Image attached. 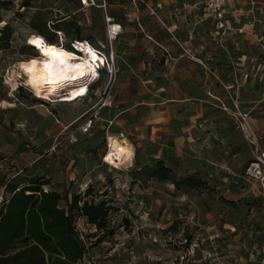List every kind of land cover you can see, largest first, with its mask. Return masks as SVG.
<instances>
[{
  "label": "rangeland",
  "instance_id": "rangeland-1",
  "mask_svg": "<svg viewBox=\"0 0 264 264\" xmlns=\"http://www.w3.org/2000/svg\"><path fill=\"white\" fill-rule=\"evenodd\" d=\"M105 3L106 11L79 0H0V30L11 29L0 48V195L46 183L41 188L58 193L61 206L103 201L102 229L73 211L85 249L77 264H264V173L250 175L254 165L264 169V24L256 37L201 24L195 75L177 79L173 52L157 44L160 24L149 14L156 4ZM105 13L122 28L114 40ZM145 19L153 32L143 29ZM33 35L58 47L87 39L113 54V105L97 109L104 74L71 103L34 95L15 77L20 62L40 59L26 44ZM92 109L97 120L81 134ZM119 135L126 145L110 149L121 160L132 144L128 169L101 161L106 137ZM158 165L169 172L157 176Z\"/></svg>",
  "mask_w": 264,
  "mask_h": 264
},
{
  "label": "trees",
  "instance_id": "trees-1",
  "mask_svg": "<svg viewBox=\"0 0 264 264\" xmlns=\"http://www.w3.org/2000/svg\"><path fill=\"white\" fill-rule=\"evenodd\" d=\"M10 36L11 29L5 24L0 30L1 49L6 48ZM41 37L47 44H53ZM62 47L71 51L70 45ZM162 172H169V169L158 165L155 174L158 176ZM45 184L22 189L11 187L8 197L3 198L0 205V264L80 262L85 249L73 231V211L96 228H104L107 208L103 201L78 206L77 198H73L61 206V196L54 191H44L41 187ZM22 240L25 241L17 244Z\"/></svg>",
  "mask_w": 264,
  "mask_h": 264
},
{
  "label": "crops",
  "instance_id": "crops-1",
  "mask_svg": "<svg viewBox=\"0 0 264 264\" xmlns=\"http://www.w3.org/2000/svg\"><path fill=\"white\" fill-rule=\"evenodd\" d=\"M147 1L151 4L155 3L156 5H160L159 8L154 9L155 16L150 17L156 19L160 24L155 26L157 44L160 45L162 49L170 48L173 52L174 56L171 63L175 66L174 73L177 75L176 78L191 79L193 75H195L197 27L199 29L202 24L204 29L205 27L210 28L212 26L216 31L221 30L217 29L215 22L211 18L206 17L202 7H199L200 0H178V4L176 5L172 3V0ZM253 1L258 6H264V0ZM99 3L100 2L98 1L97 4ZM96 8L101 9L99 7ZM227 10L228 14L226 16V28L224 31L227 36L238 34L244 35V37L247 35L256 37L255 33L256 30H258V27H260L259 24H264V9L261 8L258 12L253 14L254 23L252 27L249 26V22L252 21V17L249 16V13L247 12V4H229ZM108 15L111 16L110 14ZM114 22L115 25L120 27V30L122 31L121 26L116 23L115 18ZM142 25L143 29L153 32V27L149 24L148 19H145ZM166 34H169L170 37H168ZM205 48L206 47L204 44L203 50L206 55ZM205 55L203 56L204 63L210 59L208 54L206 56ZM201 57L202 56H200L199 59ZM165 62L168 63V60ZM129 145L133 150L132 144Z\"/></svg>",
  "mask_w": 264,
  "mask_h": 264
},
{
  "label": "built area",
  "instance_id": "built-area-1",
  "mask_svg": "<svg viewBox=\"0 0 264 264\" xmlns=\"http://www.w3.org/2000/svg\"><path fill=\"white\" fill-rule=\"evenodd\" d=\"M79 2L82 7H99L103 10H105L106 8L105 0H100L99 4H97L95 0H79ZM229 4H233V5L247 4L248 5L247 12L249 13V15H253L255 12H258L260 10L259 6L253 0H200V6L202 7L206 17L211 18L215 22L217 29L221 30L222 32H224L226 28L225 22H226V16L228 14L227 8ZM159 7L160 5L157 4L155 5L154 8H149L150 16H155L154 9ZM104 21L107 28L108 36L112 40H114L117 36V31H115L114 29V27L116 26L114 22V18L105 13ZM253 23L254 21L249 22V26L252 27ZM69 45L71 48L70 52L77 55L79 58L90 56L91 65L96 71V75L93 77L92 81L89 82V84L87 85L85 95L78 99L85 98L88 94L89 87H91V85L99 81L101 75L104 74L107 77L106 84L103 90L104 98L102 99V102L97 107V109L111 107L113 105L111 89L114 84L115 75H116V69L114 68L113 54H111V56L109 57L108 54L101 47L93 45L87 39H78V40L74 39L70 42ZM97 117H98V111L96 109L95 110L92 109L90 113L88 112L84 114L81 117V123L78 127V131L81 134L88 133L93 128L95 121L97 120ZM111 124L112 122H108L109 126H111ZM113 142H117L120 145V147H124L126 145L125 139L122 135L115 136L112 138L106 137V152L103 155L101 161L110 168H122V169L130 168L133 163L132 148L128 158L123 157L121 160H119L116 156H114L115 152L111 151L110 149ZM108 157H111V160H108ZM258 160L259 163L264 164V153L261 154V159ZM250 171H251L250 175L253 177L262 176V173H264V169H261L259 167V164L254 165V167L250 169ZM2 203H3V197L1 194L0 204Z\"/></svg>",
  "mask_w": 264,
  "mask_h": 264
},
{
  "label": "bare ground",
  "instance_id": "bare-ground-1",
  "mask_svg": "<svg viewBox=\"0 0 264 264\" xmlns=\"http://www.w3.org/2000/svg\"><path fill=\"white\" fill-rule=\"evenodd\" d=\"M114 29L118 35L120 27L115 26ZM37 40L40 41L39 44L36 43ZM26 44L36 50L37 57L40 59L20 62L16 68L15 77L23 78L24 85L34 95L49 102L56 100L67 103L74 102L85 95L87 85L96 75L90 56L79 58L63 47L47 44L38 35L29 36ZM33 61H35L34 66ZM29 67L33 70L28 71Z\"/></svg>",
  "mask_w": 264,
  "mask_h": 264
},
{
  "label": "snow or ice",
  "instance_id": "snow-or-ice-1",
  "mask_svg": "<svg viewBox=\"0 0 264 264\" xmlns=\"http://www.w3.org/2000/svg\"><path fill=\"white\" fill-rule=\"evenodd\" d=\"M40 42H37V44H39ZM53 54L55 55V52H53ZM63 62V61H62ZM33 64H35V61H33ZM28 71H32V68H27Z\"/></svg>",
  "mask_w": 264,
  "mask_h": 264
},
{
  "label": "clouds",
  "instance_id": "clouds-1",
  "mask_svg": "<svg viewBox=\"0 0 264 264\" xmlns=\"http://www.w3.org/2000/svg\"><path fill=\"white\" fill-rule=\"evenodd\" d=\"M37 42H40V41H39V40H37V41H36V43H37ZM34 65H35V64H33V66H34ZM26 67H27V66H26ZM29 68H31V67H29Z\"/></svg>",
  "mask_w": 264,
  "mask_h": 264
}]
</instances>
